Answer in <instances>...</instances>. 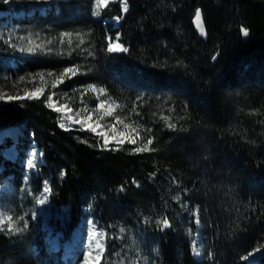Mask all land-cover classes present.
Returning <instances> with one entry per match:
<instances>
[{
    "label": "trees",
    "instance_id": "16d2710c",
    "mask_svg": "<svg viewBox=\"0 0 264 264\" xmlns=\"http://www.w3.org/2000/svg\"><path fill=\"white\" fill-rule=\"evenodd\" d=\"M44 1L42 12L0 16V93L18 75L56 78L75 65L81 74L39 99L0 105V134L18 127L43 154L29 173L3 156L15 142L0 144V190L10 184L5 204L19 227L27 224L0 232V264H64L38 215L47 186L51 210L67 211L64 243L87 219L105 230L101 264H119L125 242L132 264L137 254L148 264H264L256 259L264 250V0H127V14L120 2L97 9L95 0ZM12 2L19 10L30 0ZM7 5L0 2V14ZM197 8L208 41L194 27ZM116 36L127 53L106 51ZM28 46L36 51H19ZM53 89L91 108L115 100L114 116L135 129L137 144L105 147L87 130L61 129L46 104ZM148 138L155 151H132ZM164 218L171 228L159 224Z\"/></svg>",
    "mask_w": 264,
    "mask_h": 264
},
{
    "label": "rangeland",
    "instance_id": "374dc122",
    "mask_svg": "<svg viewBox=\"0 0 264 264\" xmlns=\"http://www.w3.org/2000/svg\"><path fill=\"white\" fill-rule=\"evenodd\" d=\"M112 2H120L121 9L123 10V0H110ZM47 2L44 0H30L29 4L24 7V5H19V10L16 7V3L11 2L7 6L10 9V12L0 14V16L4 15H12L14 17H23L26 15L27 9L31 10L30 12H27L28 15L31 13H34V11L39 10L40 12L44 11L46 8ZM125 14L126 12L123 11ZM116 26L120 25V20L113 21ZM247 37V36H244ZM75 40L78 41L79 37H75ZM18 60L12 59L11 65L13 66V69H16ZM19 75L16 77V79L13 82V85L8 87L7 90H4V92L0 93V96H3L4 99L0 100V105H3L4 103H9L11 101L7 100L8 96H23L26 95V93H31L36 88H40L44 90L47 86L49 88L53 87V83L55 82V77L53 76H46L44 75V78L41 79L38 75H28L24 76L25 80L20 81ZM66 92L53 89L52 97H53V103L54 107H61V112L54 111L53 108H51L56 115H58L59 118V124L63 123L65 125L64 129H71V128H82L84 130H87L97 136L100 137V139H104L102 135L99 133H105L109 138L112 136L118 134V133H127L130 134V136L135 137V132L132 128L128 127L125 128L124 123L121 124H115V116L114 112L112 116H105L103 119H99L103 115V111L101 112H95L93 111L95 108L87 107V106H81L79 101H76L74 96L70 93H67V95H64ZM43 95L42 93L38 94L39 98H41ZM24 99L20 100H14V101H22L25 99H29L26 96H24ZM38 98V99H39ZM35 100V99H34ZM108 102V101H107ZM110 104V102H108ZM66 106V107H65ZM115 111V108L114 110ZM91 112L92 114V121L89 123H84L83 118ZM71 117V119H69ZM99 120V127H97L96 122ZM76 121H81V123H76ZM115 124L116 131H112V125ZM88 127V128H87ZM96 127V132H92L91 128ZM10 132L4 136H1L2 134ZM10 138L15 142V144L11 147H8L4 151V155L8 160L12 162H16L18 160H21L24 167L28 170L29 173H34L37 171L38 166L42 164L43 161V154L40 151V149L37 147V144H32L29 142L30 140H27V137L22 134V131L18 127H13L10 129H7L6 131L2 132L0 134V144L4 142L5 139ZM23 138V139H22ZM129 136H125V140ZM111 145H118L115 141L110 139V142L107 146ZM32 161V164L29 165V161ZM13 190L9 183H5L2 189L0 190V216H12V213L10 212L9 208L5 204V200L7 196H10L12 194ZM45 192V191H44ZM44 193L41 195L39 201L43 199ZM38 215L42 219V226L43 231L46 232V244L47 246L52 249L53 253L56 254H62V261L64 264H84V254L89 251V246L91 244L92 246V252L93 255L96 254L95 249V241L91 239V234L93 231L97 233L96 239L99 240L103 246H104V252L102 254V261L104 259V254L106 253V247H107V238L105 234V230H102L99 225L94 222L92 219L85 220L83 226L76 230L71 238V241L68 243H64L67 235H69L68 227L66 224V216L67 211L63 209L61 212L54 213L51 210L50 205V193H49V202L48 204H41L38 203ZM127 234V232L125 231ZM122 236L121 238L124 240ZM198 234L194 236V243H193V251L196 259L202 260V255L199 250L198 245ZM64 243V244H63ZM63 248V250L60 249ZM127 244L126 242L122 244V248L120 253L122 254L121 260L119 261V264H132V259L129 260L128 255L125 251H127ZM264 258V250L259 251L256 255L257 260H261ZM101 261V263H102ZM136 264H148L145 260H143L140 255L137 254L135 262Z\"/></svg>",
    "mask_w": 264,
    "mask_h": 264
},
{
    "label": "snow or ice",
    "instance_id": "6c2138e0",
    "mask_svg": "<svg viewBox=\"0 0 264 264\" xmlns=\"http://www.w3.org/2000/svg\"><path fill=\"white\" fill-rule=\"evenodd\" d=\"M0 2H2L5 5H7V4L11 3L12 0H0ZM108 2H109V0H95L96 8L99 9L102 6L103 7H107ZM123 11L124 12L128 11L127 0H123ZM94 14L95 15H99V11L95 12ZM120 18H122V17H117V19H120ZM195 20H196V24H197V27L199 28L200 33L201 34H205V28H204L203 22H202L201 9H199V8H197L195 10ZM241 31H242V34L244 36H248L249 35L248 29L242 28ZM70 35H71L70 33H64V36H70ZM108 39H109V43L107 44V48H106L107 52H109V53H127L129 51L128 47H126V46H124V44L118 42L119 39H120L119 36L115 37V40L117 42H112V38L111 37H109ZM68 43L71 44V40H69ZM81 43H82V41H81ZM77 46H79V45H77ZM13 47H15V45H13ZM37 47H39V46H37ZM19 51H21V52L27 51L29 53H32V52L36 51V48L31 47V46H28L26 48L25 47H21L19 49ZM89 55H91V53H89ZM213 59H215V57H213ZM79 69H80L79 65H75V66H72V67H65L63 69V71H61L59 73V75L56 76L55 82L53 83V87L55 88L57 86V84L64 83L65 77L71 78V77H74V76H76L78 74H81L79 72ZM29 75H32V74H29ZM36 75L40 76V78L43 79L45 74L43 72H41V73H37ZM47 75L48 76H53L54 73L50 71V72L47 73ZM19 80L20 81H24L25 77L24 76H20ZM88 88L91 91H93V92H99V93H102V94L106 93V89L103 88V87H99L98 88L95 85H88ZM42 91H43L42 89L36 88L31 93H26V97L29 98V99H38L39 98L38 94L42 93ZM64 95H67V93H65ZM24 98L25 97L8 96L7 100L8 101H14V100H20V99H24ZM3 99H4V97L0 96V100H3ZM46 104H47L48 108H53L54 111L61 112V107H54L52 95L48 96ZM117 107H121V105L117 104V102L115 100H111L110 104L107 101H105V100H100L99 104L96 105V107H95V109L93 111H95V112L103 111V115L99 118V119H103L105 116H109V117L112 116L114 108H117ZM133 112H135V109H133ZM136 115H139V113H136ZM69 119H71V117H69ZM163 119H164V121L166 123V126H167V128L169 130H173V131L176 130L177 125L175 123L170 122V118L169 117H163ZM91 121H92V114H91V112H89V114L86 115L83 118V122L84 123H89ZM76 123H81V121H76ZM121 123H123V120L121 119V117L120 116H116L115 117V124H121ZM115 124L111 126L113 132L116 131ZM96 125H97V127L100 126L99 125V120H97ZM59 126H60L61 129L65 128V125L63 123H61ZM128 127H130V126L126 124L125 128H128ZM91 131L92 132H96V127H92ZM133 131H135V129ZM146 131L151 132V129H146ZM100 135H102L104 137L103 144H104L105 147L109 144L110 139L115 141L116 144L121 145V146L124 145L126 142L129 143V144H132V145H136L137 144V138L133 137V136H130V134H127V133H118V134L112 136L111 138H109L105 133H100ZM126 135L129 136L127 141L125 140V136ZM153 140H154V138H148L146 143H142L141 146L135 147L134 149H132V151L134 153H137V154L144 153V152L155 151L154 148L150 147L153 144ZM28 163H29V165H31L32 161L30 160ZM152 175H154V173ZM44 191L48 192L49 189L47 187H45ZM177 199H179V197H177ZM39 202L41 204H43L45 201H44V199H41ZM20 220L22 221L23 217H20ZM198 222L199 221H197V223ZM159 224H161L163 226V228H170L171 227L170 222H169V220L167 218H164L161 221H159ZM26 228H27V224L26 223L24 224L23 227H19L18 226V221H15L13 219V217L10 216V215L9 216H0V232H5V231H7L9 233L22 232ZM120 231L123 232L124 229L121 228ZM96 237H97V233L95 231H93L92 234H91V239L93 241H95V249L97 250L96 254L93 255L92 246L90 244L89 251L86 252L84 254V257H83L84 264H101L102 254L104 252V246L99 240L96 239ZM250 255H251V253H250Z\"/></svg>",
    "mask_w": 264,
    "mask_h": 264
},
{
    "label": "water",
    "instance_id": "95a60500",
    "mask_svg": "<svg viewBox=\"0 0 264 264\" xmlns=\"http://www.w3.org/2000/svg\"><path fill=\"white\" fill-rule=\"evenodd\" d=\"M129 8V7H128ZM129 10V9H128ZM128 13V11L125 13V14H127ZM201 14H202V22H203V26H204V28H205V34H201L200 33V31H199V28L197 27V24H196V20H195V18H193L194 19V21H193V24H194V27H195V29H196V32L198 33V35H199V37L202 39V40H204V41H208V33H207V28H206V25H205V21H204V19H203V13H202V10H201ZM171 228V227H170Z\"/></svg>",
    "mask_w": 264,
    "mask_h": 264
},
{
    "label": "bare ground",
    "instance_id": "6f19581e",
    "mask_svg": "<svg viewBox=\"0 0 264 264\" xmlns=\"http://www.w3.org/2000/svg\"><path fill=\"white\" fill-rule=\"evenodd\" d=\"M24 96H26V95H23V96H21V97H24ZM88 128V127H87ZM8 133H10V132H6V133H4V134H2L1 136H4V135H6V134H8ZM100 134V133H99ZM47 188L49 189V186H47ZM49 192H50V189H49V191L48 192H43L44 193V195H43V199H44V204H48V202H49Z\"/></svg>",
    "mask_w": 264,
    "mask_h": 264
},
{
    "label": "built area",
    "instance_id": "2783aa9c",
    "mask_svg": "<svg viewBox=\"0 0 264 264\" xmlns=\"http://www.w3.org/2000/svg\"><path fill=\"white\" fill-rule=\"evenodd\" d=\"M110 1V0H109Z\"/></svg>",
    "mask_w": 264,
    "mask_h": 264
}]
</instances>
